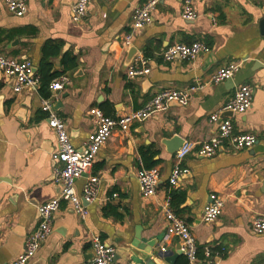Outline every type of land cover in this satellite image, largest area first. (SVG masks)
<instances>
[{
	"label": "crops",
	"instance_id": "crops-1",
	"mask_svg": "<svg viewBox=\"0 0 264 264\" xmlns=\"http://www.w3.org/2000/svg\"><path fill=\"white\" fill-rule=\"evenodd\" d=\"M147 1L92 0L84 17L75 21V0H27L28 11L21 17L0 0V55L30 60L40 79L71 76V83L56 92L54 103H60L55 110L80 150L96 131L91 109L117 116L141 108L162 89L204 85L190 94L189 103H172L129 130L114 132L76 183L82 194L88 175L100 178L98 198L88 204L87 218L82 219L70 202L61 201L53 232L30 264H88L94 258L96 236L116 247L115 264H136L130 257L138 235L157 240L156 251L172 257L180 251L179 239L167 234L168 200L197 240L198 258L188 264H264V234L252 230L253 219L264 214V36L259 27L264 0H195L196 20L183 17L182 0L160 1L153 21L132 39L137 56L151 60L152 71L131 78L124 37L135 9ZM194 41H202L209 50L194 60L162 59L168 46ZM46 52L52 65L43 73ZM65 57H76L77 66L66 69ZM233 61L241 62L234 77L213 84L212 75ZM13 83L0 73V264H11L24 251L27 236L40 222L39 205L60 192L54 179L61 166L57 137L42 110L45 83L41 80L38 90L21 93L13 91ZM246 83L256 87L252 106L245 113L222 111L220 117L231 118L236 133H253L258 142L241 150L225 147L213 157L189 154L181 163L189 172L172 187L169 178L182 140L212 137L218 124L210 121L211 115ZM168 142H173L172 148ZM148 164L159 167L161 180L156 193L145 197L137 173ZM213 193L223 198L224 208L208 223L203 210ZM183 256L175 264H183Z\"/></svg>",
	"mask_w": 264,
	"mask_h": 264
},
{
	"label": "built area",
	"instance_id": "built-area-1",
	"mask_svg": "<svg viewBox=\"0 0 264 264\" xmlns=\"http://www.w3.org/2000/svg\"><path fill=\"white\" fill-rule=\"evenodd\" d=\"M8 10L16 16H24L28 11L27 0H3ZM92 0H75L73 6V19L80 21L87 13ZM161 0H148L144 5L138 6L134 11V19L131 30L124 37V46L129 48L132 45L134 35L153 21V12ZM182 15L185 19L196 20L199 13L195 8V0H182ZM208 46L202 41L192 43H176L168 46L162 53L164 61H174L178 58L194 60L201 52L208 51ZM30 60L19 59L9 55H0V71L6 79L12 80V89L16 93L31 90L36 91L40 86V76L34 70ZM241 62L233 61L228 65L219 68L211 77L213 84H219L225 80L232 79L240 70ZM152 71L151 60L147 57L136 56L128 69V76L131 78L145 76ZM71 83L68 74H62L51 81L49 88L51 94L42 98V110L48 116V124L57 137V158L61 166L55 170V182L60 186V192L52 200L40 204L38 207L39 225L36 230L27 236L24 251L11 264H30L36 256L42 244L53 232L55 214L60 208L61 201H68L72 204L74 211L82 219H86L89 211L88 204L98 198L100 178L98 175H88L83 186L82 194L77 191L76 183L88 173L100 150L112 137L116 130L127 131L131 125L143 121L152 115L165 110L173 102L180 105L189 103L190 94L202 89L203 84L193 85L186 90L162 89L149 99L139 109L109 116L100 108L91 109L90 113L96 123V131L92 138L85 145L83 150L75 147L66 121L61 118L54 107L56 92L63 90ZM256 87L252 84L240 85L234 97L229 100L219 112L211 115L210 121L218 124L215 134L207 140L193 142L186 140L177 151V164L173 167L169 184L174 187L179 180L189 172L181 163L191 153L204 157H213L220 149L231 147L236 150L249 148L258 142L253 133H236L231 118H221L222 111L233 113H245L253 104ZM137 177L140 183L142 195L152 196L156 193L160 180L161 171L159 167H142ZM117 197L118 194H113ZM84 201L86 203H84ZM224 200L218 194H211V202L203 210L205 222H215L222 214ZM165 216L168 220L167 234L169 237L179 239V251L190 263L196 262L199 254V247L196 237L191 230L189 223L183 220L173 209L171 201L168 200L164 206ZM252 230L257 234H264V214L257 215L252 221ZM94 258L88 264H115L117 254L116 247L108 244L96 236L92 240ZM165 251V248H162ZM208 257L212 256L210 249H205Z\"/></svg>",
	"mask_w": 264,
	"mask_h": 264
},
{
	"label": "water",
	"instance_id": "water-1",
	"mask_svg": "<svg viewBox=\"0 0 264 264\" xmlns=\"http://www.w3.org/2000/svg\"><path fill=\"white\" fill-rule=\"evenodd\" d=\"M259 27H260L261 34L264 36V17L260 20ZM18 42L19 41L16 40L13 43V45L18 44ZM127 52L128 54L126 58V65H129L133 61V59L138 55V50L134 45H131L128 48ZM202 53L203 52H201L200 54ZM34 70L36 71L37 68L35 67ZM58 92L59 91H57V93ZM27 99H30L29 96ZM173 103L180 105L178 102H173ZM59 104H60L59 102L54 103V107H56V105H59ZM25 105L29 106V103H25ZM224 112L229 113L230 115L233 114L232 111H224ZM184 142L185 140L184 141L182 140L181 142L182 145L184 144ZM172 143L168 142L170 148H172V145H173ZM170 152H174V150L171 149ZM84 203L86 202L84 201ZM156 242L157 240L143 239L140 235H138L133 242V246L136 248V250L132 251L131 257H130L131 260L134 261V263L136 264H175L176 258L179 257L181 253L178 252L172 257H164L159 251H156L155 249ZM118 257L119 256L116 254L115 261L116 259H118Z\"/></svg>",
	"mask_w": 264,
	"mask_h": 264
},
{
	"label": "trees",
	"instance_id": "trees-1",
	"mask_svg": "<svg viewBox=\"0 0 264 264\" xmlns=\"http://www.w3.org/2000/svg\"><path fill=\"white\" fill-rule=\"evenodd\" d=\"M47 55L48 54L46 52V55L44 56V58L42 59V62H41V69H42L43 73H44V69L45 68H49L52 65V63L47 59ZM64 65H65V68L66 69L75 68L77 66V59H76V57H70V58H66L65 57V59H64ZM52 76L53 75H50V76L46 77L44 75V77L41 78V80H43V82L45 83V85L42 87V92L44 93V96H49L50 95V92L48 90V83L52 80L51 79ZM143 159L147 162L148 155L145 152L143 153ZM147 166H148V168L149 167H152L151 164H148ZM171 205L173 207V201L172 200H171ZM183 257L185 258L183 264H188V259L185 256H183Z\"/></svg>",
	"mask_w": 264,
	"mask_h": 264
},
{
	"label": "rangeland",
	"instance_id": "rangeland-1",
	"mask_svg": "<svg viewBox=\"0 0 264 264\" xmlns=\"http://www.w3.org/2000/svg\"><path fill=\"white\" fill-rule=\"evenodd\" d=\"M70 76V75H69ZM71 77V76H70Z\"/></svg>",
	"mask_w": 264,
	"mask_h": 264
}]
</instances>
